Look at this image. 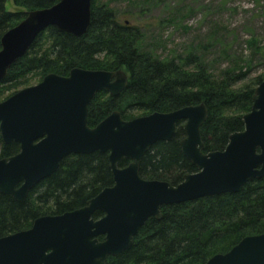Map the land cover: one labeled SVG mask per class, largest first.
<instances>
[{"label":"water","instance_id":"95a60500","mask_svg":"<svg viewBox=\"0 0 264 264\" xmlns=\"http://www.w3.org/2000/svg\"><path fill=\"white\" fill-rule=\"evenodd\" d=\"M92 0H60L27 11L1 37L0 81L37 36L49 27L81 37L89 29ZM123 69L74 67L68 75L48 73L0 101V133L20 151L0 158V193L24 202L41 180L55 173L70 154L108 152L114 183L81 208L37 217L30 228L0 237V264H106L134 243L150 217L161 219L162 206L205 196L238 192L264 176V79L255 88L244 129L229 136L223 150L204 151L200 128L208 118L204 102L132 119L115 110L94 127L89 103L100 91L118 96L128 85ZM183 122V155L196 168L172 184L140 175V163L159 141H172ZM123 160H129L120 166ZM103 215L94 218V213ZM100 237H103L100 239ZM205 264H264V233L242 238Z\"/></svg>","mask_w":264,"mask_h":264},{"label":"trees","instance_id":"16d2710c","mask_svg":"<svg viewBox=\"0 0 264 264\" xmlns=\"http://www.w3.org/2000/svg\"><path fill=\"white\" fill-rule=\"evenodd\" d=\"M59 1L14 0L28 10L47 8ZM6 2L0 0V49L3 34L28 11H8ZM96 5L92 0L91 24L81 37L52 26L41 32L0 81V101L48 73L68 75L74 67L123 69L129 81L118 96L100 91L90 101V126L115 110L123 118L132 119L139 110L146 115L204 102L208 118L200 132L205 152L223 150L229 136L244 129L243 115L251 110L255 88L263 80L261 75L249 77V66L246 70L228 68L217 76L193 51L170 58L140 51L139 30L118 22L107 5ZM256 47L264 56V47ZM182 125L178 124L172 141H159L144 155L139 168L142 177L177 184L184 175L196 171L180 147L185 136ZM19 151V143L5 144L0 133V158ZM108 156V152L99 151L66 156L58 170L36 184L24 202L0 193V237L30 228L39 216L81 208L103 188L112 186ZM128 163L123 160L120 166ZM161 211V219L150 217L132 246L109 256L106 264H205L245 236L264 233V176L249 181L238 192L165 205ZM102 215L96 211L93 216L97 219Z\"/></svg>","mask_w":264,"mask_h":264},{"label":"rangeland","instance_id":"374dc122","mask_svg":"<svg viewBox=\"0 0 264 264\" xmlns=\"http://www.w3.org/2000/svg\"><path fill=\"white\" fill-rule=\"evenodd\" d=\"M95 2L113 9L118 22L139 30L140 51L160 58L193 51L217 76L228 68L246 70L250 66L249 77L261 75L264 79V56L256 50V44L264 47V0ZM6 9L28 10L14 0H7ZM37 83L35 80L32 85ZM135 113L145 115L143 110Z\"/></svg>","mask_w":264,"mask_h":264}]
</instances>
